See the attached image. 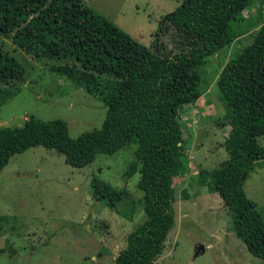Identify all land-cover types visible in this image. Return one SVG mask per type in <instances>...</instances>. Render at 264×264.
Wrapping results in <instances>:
<instances>
[{
    "label": "trees",
    "instance_id": "16d2710c",
    "mask_svg": "<svg viewBox=\"0 0 264 264\" xmlns=\"http://www.w3.org/2000/svg\"><path fill=\"white\" fill-rule=\"evenodd\" d=\"M250 0H182L161 17L151 45L144 46L82 0H0V34L35 58L65 60L57 71L99 97L107 107L100 128L73 138L62 119L26 118L0 135V171L17 153L34 146L54 149L73 167L90 164L136 144L123 173L139 172L146 220L127 236L116 264H155L175 226L174 178L185 172L178 106L200 95L198 67L242 33L238 23ZM71 61V64L68 63ZM23 66L0 46V105ZM217 86L230 108L224 141L228 159L200 171L223 200L232 231L264 259V219L245 193L247 172L264 159V22L252 42L222 68ZM7 93V94H6ZM97 199L118 203L125 189L92 180ZM3 216L0 215V236Z\"/></svg>",
    "mask_w": 264,
    "mask_h": 264
},
{
    "label": "rangeland",
    "instance_id": "374dc122",
    "mask_svg": "<svg viewBox=\"0 0 264 264\" xmlns=\"http://www.w3.org/2000/svg\"><path fill=\"white\" fill-rule=\"evenodd\" d=\"M131 38L150 46L162 16L182 0H82ZM264 22V0H250L242 12V33L209 55L198 67L199 97L178 106L187 169L174 178L175 226L155 264H264L232 231L221 197L209 189L200 171L228 159L224 141L230 108L217 86L223 66L252 42ZM0 46L24 68L18 85H10L0 105V135L29 116L62 119L75 138L100 128L107 107L97 96L57 71L65 60L35 58L11 37L0 34ZM71 64V61H68ZM6 93V94H7ZM264 146V135L259 137ZM136 144L113 154H99L88 165L73 167L54 149L41 145L14 154L0 171V264H116L128 234L146 220L139 172L124 180ZM125 189L115 205L97 199L92 180ZM243 187L264 219V159L246 174ZM203 253L195 255L197 247Z\"/></svg>",
    "mask_w": 264,
    "mask_h": 264
},
{
    "label": "water",
    "instance_id": "95a60500",
    "mask_svg": "<svg viewBox=\"0 0 264 264\" xmlns=\"http://www.w3.org/2000/svg\"><path fill=\"white\" fill-rule=\"evenodd\" d=\"M203 251H204V247H203L202 245H199V246L197 247V250H196V252H195V255H198V254H200V253H203Z\"/></svg>",
    "mask_w": 264,
    "mask_h": 264
}]
</instances>
